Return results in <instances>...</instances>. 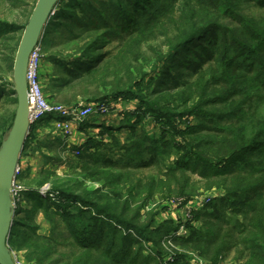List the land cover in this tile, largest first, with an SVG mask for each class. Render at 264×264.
I'll return each mask as SVG.
<instances>
[{
  "label": "trees",
  "instance_id": "trees-1",
  "mask_svg": "<svg viewBox=\"0 0 264 264\" xmlns=\"http://www.w3.org/2000/svg\"><path fill=\"white\" fill-rule=\"evenodd\" d=\"M37 1L0 0V79L13 72L20 39ZM245 4H253L261 15H248ZM40 43L53 64L51 103L76 108L113 100L139 102L138 110L128 115L135 121L123 124L133 140L120 147L123 154L118 161L110 158L109 150L90 152L88 146L77 150L87 177L99 176V171H91L97 167L104 178L108 172L106 178L123 185L129 180V168L157 165L161 177L169 179L166 184L173 188L169 192L183 195L188 193L190 173L199 174L208 181L207 188L216 186L223 195L195 211L202 224H189L190 238L182 241L209 255L213 264H224L232 248L237 249V264H264V0H60ZM159 68L163 76L149 91L145 83ZM16 108L14 84H0V145ZM146 117L158 125V136L138 132ZM32 129L33 125L25 145ZM110 129L114 128L104 131ZM168 152L177 154L176 160L171 166L158 164L160 154ZM161 177L149 182V195L158 191ZM142 180L106 205L97 202L105 199L100 190H94L100 193L98 200L92 193L86 197L76 193L84 182L52 185L51 191L63 201L74 198L90 206L84 211L76 206L71 215L76 239L72 246L80 254L74 252L68 264L140 263L142 249L135 262L113 252L133 238L129 230L146 231L135 220L143 207L131 209L129 199L134 189L146 187ZM36 192L31 190L29 197L38 204L63 217L70 215L67 207ZM130 210L134 217L129 219ZM26 223L14 215L9 247L17 245L14 236L27 239L29 233H37V227ZM164 229L158 225L155 234ZM151 235L147 240L158 246L159 240ZM34 239L41 241L39 235ZM116 241L118 247L113 246ZM33 253L34 264H55L44 251ZM173 255L169 264H191L187 255Z\"/></svg>",
  "mask_w": 264,
  "mask_h": 264
},
{
  "label": "rangeland",
  "instance_id": "rangeland-1",
  "mask_svg": "<svg viewBox=\"0 0 264 264\" xmlns=\"http://www.w3.org/2000/svg\"><path fill=\"white\" fill-rule=\"evenodd\" d=\"M244 12L254 17H258L262 13L253 4H245ZM5 13L8 15V10ZM41 46L43 57L40 66V80L46 98L50 103L49 79L53 64L44 56L43 45ZM162 72L161 68L156 70L153 76L147 79L144 88L149 90L156 86V81H159L163 76ZM0 84L12 86L14 84L13 72L9 71L5 73L3 78L0 79ZM121 101L113 100L107 103H94L99 105L104 104L106 107L100 106V108H105L104 112H96L95 115L88 117L84 121L87 124L84 128L75 124L70 136H64L53 124L46 126H35L37 122L33 124L31 131L33 139L30 137L27 141L19 161V171L15 181L16 190L13 193V201L16 210L15 218H24L27 222L26 224L37 227L38 230L36 234L29 233L30 235L27 239L14 236L18 240L17 245L15 244V246L9 248L18 264H34V250L36 252L44 251L48 254L46 259L50 262H54L55 260V264H68L70 259L73 258L74 252L75 256L80 254V251L72 246V244H75L76 239L72 231L74 218L71 215L77 212L76 206L82 208V211L90 208V206H85V203L81 200L76 201L77 199L74 198H69L68 201H63L65 200L64 198L63 200L60 199L56 192L53 193L51 191L53 190L52 185L55 182L62 183L67 180H74L76 184L84 182L83 186L77 185L76 193L79 195L84 194L85 197L92 193L93 197L96 198L95 200H98L97 198L100 193L104 194L105 199H100L97 202L106 205L116 200L117 193L124 192L127 194L130 188L140 182V178L143 179L142 182L146 184V187H143L141 191L134 189L133 193L129 194V199L131 200V209H134L136 206L143 207L141 214L135 220L139 227H143L146 231L140 234L138 231L129 230L128 232L133 238L127 242L124 249L117 248L113 254H118V256L126 258L129 262H135L139 256L138 251L140 252L142 249V255H140L142 260L140 259L139 264H169L171 257L174 258L173 254L177 258L179 255H187L190 258L189 262L191 264H213L209 255H201L198 251L192 249L190 242L184 243L182 241V238H190L189 224L195 227L202 224V217L195 216V211L204 209L214 198L223 195V192L218 190L216 186L207 188L208 181L201 177V175L190 173L191 179L189 181L188 193L186 190V193L182 195L169 192L173 188H170L166 184L169 182L168 177H161L158 173L157 165L141 167L139 169L129 168L126 171L130 175L129 180L126 183L123 182V185L113 183L111 179L106 178V175H109L108 172L105 173L104 178L97 167L92 168L90 165H87L92 168V172L99 171L97 174L99 176L92 179L87 177L85 172L80 169L84 166V161L79 159L80 152L77 151L80 148L88 146L91 148L90 152L112 151L113 153H110V158L118 161L123 154V149H120V147L133 140V136L129 133L130 129L123 127V124L126 123L128 125L132 123L131 121H135L136 117L129 116L132 112L138 110L139 102L138 100H131L119 104ZM13 108L14 106L9 107V111ZM177 121L183 126L188 125L183 119ZM104 126L116 127H113L114 129H110V131H104ZM140 128H143V130H139ZM137 130L150 137L155 136V134L158 136L160 132L158 125L153 123V119L148 118L143 122V125L138 124ZM37 136H43V141L48 143L43 145L42 141L33 145L32 140L35 137L37 138ZM204 150L209 149L204 147ZM177 157L178 155L174 152H168L165 155L160 154L157 161L158 164L171 166V163ZM167 158L169 159L167 160ZM19 176H22V178ZM178 176L181 177L182 175L179 174ZM160 177L162 182H157L158 191L153 195H149V182H155V178L159 179ZM31 190H36L42 197L59 203L62 208L67 207L68 212L66 214L70 213V215L63 217L56 212V209L38 204L35 199L29 197ZM94 190H100V193H95ZM25 192H28V194H24ZM136 193L137 195H135ZM211 207L212 205L209 206V210H214ZM63 210L61 209V211ZM118 211L121 210L118 209ZM133 212L132 210L127 211L129 219L134 217ZM81 214L82 212L79 215ZM158 225H162L166 229L162 233L157 232L155 234ZM171 228L175 231H170L169 229ZM151 234L159 240L158 246H156L154 241L147 240L146 237H151ZM36 235H39L40 242L34 239ZM50 237L53 238L48 240ZM111 242H108L106 246H110ZM119 243L120 241H116L113 243V246L116 247L117 244L118 247ZM160 252L164 253V256H161ZM236 252L237 249L232 248L228 255L225 256L226 260L224 264H237L238 260L234 258ZM150 255H152V258ZM143 259H145L144 262Z\"/></svg>",
  "mask_w": 264,
  "mask_h": 264
},
{
  "label": "water",
  "instance_id": "water-1",
  "mask_svg": "<svg viewBox=\"0 0 264 264\" xmlns=\"http://www.w3.org/2000/svg\"><path fill=\"white\" fill-rule=\"evenodd\" d=\"M60 0H38L20 39L13 66L17 108L13 124L0 145V264H18L8 245L15 215L12 189L31 128L27 71L30 55L40 43L45 27Z\"/></svg>",
  "mask_w": 264,
  "mask_h": 264
},
{
  "label": "built area",
  "instance_id": "built-area-1",
  "mask_svg": "<svg viewBox=\"0 0 264 264\" xmlns=\"http://www.w3.org/2000/svg\"><path fill=\"white\" fill-rule=\"evenodd\" d=\"M43 57L42 46L39 43L30 55L27 80H28V99H29V121L31 125L42 120L47 114L53 113L58 116L54 121L57 130L64 136H70L75 124L82 123L92 114L104 112L105 108L99 104L90 103L82 107H66L61 104L49 103L40 80V66ZM106 107V106H105ZM98 109V110H97ZM107 111V108H106ZM19 166L17 169V174ZM16 181V180H15ZM15 182L12 189V196L15 191ZM171 257L170 260H172Z\"/></svg>",
  "mask_w": 264,
  "mask_h": 264
},
{
  "label": "crops",
  "instance_id": "crops-1",
  "mask_svg": "<svg viewBox=\"0 0 264 264\" xmlns=\"http://www.w3.org/2000/svg\"><path fill=\"white\" fill-rule=\"evenodd\" d=\"M121 103H125V101H121V102H119V104H121ZM118 104V105H119ZM92 115H95V114H92ZM92 115H90V116H92ZM100 115V114H99ZM89 116V117H90ZM58 118V116L56 115V114H53V113H49V114H47L42 120H40L39 122H37L36 124H35V126H38V125H43V126H46V125H50V124H53L54 125V121L56 120ZM88 118V117H87ZM86 120V119H85ZM84 120V121H85ZM82 122V123H80V124H78L77 126H80L81 128H84L87 124H86V122ZM105 127H107V126H104V128ZM113 127H116V126H113ZM42 137L43 136H37V138L35 137V139L34 140H32V144L34 145V144H37V142H42L43 141V139H42ZM45 137V136H44ZM48 142H45V141H43V145H46Z\"/></svg>",
  "mask_w": 264,
  "mask_h": 264
}]
</instances>
